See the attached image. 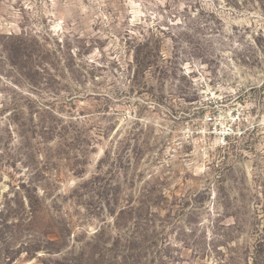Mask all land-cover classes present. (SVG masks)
<instances>
[{
	"label": "rangeland",
	"instance_id": "rangeland-1",
	"mask_svg": "<svg viewBox=\"0 0 264 264\" xmlns=\"http://www.w3.org/2000/svg\"><path fill=\"white\" fill-rule=\"evenodd\" d=\"M0 264H264V0H0Z\"/></svg>",
	"mask_w": 264,
	"mask_h": 264
}]
</instances>
